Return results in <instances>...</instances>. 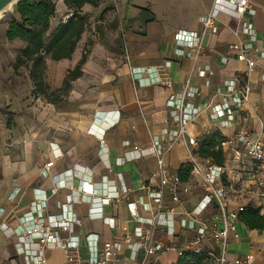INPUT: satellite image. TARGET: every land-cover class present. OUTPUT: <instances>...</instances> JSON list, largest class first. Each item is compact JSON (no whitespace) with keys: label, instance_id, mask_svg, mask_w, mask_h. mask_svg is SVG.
<instances>
[{"label":"crops","instance_id":"crops-1","mask_svg":"<svg viewBox=\"0 0 264 264\" xmlns=\"http://www.w3.org/2000/svg\"><path fill=\"white\" fill-rule=\"evenodd\" d=\"M212 2L194 0L193 9L185 18L163 24L158 11L151 9L150 15L147 6L136 7L134 2L126 1L116 28H106L103 33L105 40L91 35L94 44L82 65V74L71 82L63 100L50 103L43 96L34 95L31 82L30 91L17 93L19 111L14 106L7 110L15 125L10 123L4 129L0 126V264H25L17 233L29 226L41 199L45 200L44 216L57 215L59 205L70 202L79 223L73 225L72 232H60V236L79 238L84 261L89 256L88 234L96 235V247L103 241H122L125 236L136 244L140 240L139 229L145 228L152 243L173 246L158 256V264L173 263L179 255L176 248L196 238L200 221L207 220L215 208L208 207L192 221L191 228L192 217L172 215L169 218L173 231L169 233L165 227H152L133 219L129 204H133L141 219L155 213L156 204L148 188L154 189L158 184L152 176L156 168L152 139L166 125L167 97L182 91L188 82L198 93L184 101L194 105L221 102L216 89L246 71L245 63L237 61L233 53L227 54L226 49L228 42L245 39L236 17L220 10L215 20L217 31L201 34L199 17L212 8ZM250 2L257 45L264 47V0ZM56 9L67 11L62 0H58ZM178 30L193 31L201 37L199 55L187 56V49L175 42ZM86 40L84 31L69 58L46 60V81L51 90L61 86L66 72L79 60ZM177 48L185 54L177 55ZM225 54L228 60L222 62ZM204 68L205 76H198L197 71ZM250 85L248 101L235 118L264 143V97L258 70L250 74ZM234 131V127L215 128L207 110L189 125L190 134L198 141L216 132L229 138ZM185 156L184 144L174 142L168 153L169 170L177 173L178 167L186 163ZM228 164L240 175L227 197L230 209L243 203L254 185L247 161L232 159ZM185 185L188 189L184 191L182 186L177 197L191 210L204 189L193 175ZM252 201L256 202V196ZM163 202L168 206L178 204L169 193H164ZM90 212L98 213L90 216ZM238 231L239 238L230 239L227 245L226 258L233 260L250 253L254 256L252 264H264V231L249 230L242 223ZM198 246L213 247V241L204 237ZM43 254L47 264H59L65 258L64 252L55 247L44 248ZM119 255L128 264L140 263L144 249L122 244Z\"/></svg>","mask_w":264,"mask_h":264},{"label":"built area","instance_id":"built-area-1","mask_svg":"<svg viewBox=\"0 0 264 264\" xmlns=\"http://www.w3.org/2000/svg\"><path fill=\"white\" fill-rule=\"evenodd\" d=\"M225 10L236 17L240 22V32L245 39L238 42H228L227 54L233 53L236 60L245 63L246 71L240 75H235L224 81L222 87L216 89V93L222 97L221 102H208L194 105L184 101L185 97H190L198 93V89L187 82L180 92L171 93L165 102L168 109V117L165 126L161 129L160 135L152 139V147L156 159V168L153 177H156L158 184L153 189L149 188V196L156 204L155 213L152 217L141 219L135 212L133 204H129L133 219L146 223L152 227H165L166 231L172 233L171 217L174 214L192 217V221L197 219L208 207L216 209L211 212L210 217L205 221H200L196 228V238L188 241L176 250L180 255L184 251H189L201 257L207 264H252L253 254H245L228 260L225 256L227 245L230 239H238L239 221L238 212L247 206H253L264 211V143L253 137L246 127L235 118L236 113L244 103L248 101L251 91L250 74L258 70L259 88L264 97V47L257 45V32L252 21L254 8L250 0H213L212 8L199 17L201 34L209 31L216 32L215 24L217 13ZM69 14L62 19L64 22ZM175 42L187 49L186 55H199L202 52L200 36L193 31L178 30L175 35ZM176 54L183 56L185 53L181 48L176 49ZM228 60L227 55H223L222 62ZM206 68L199 69L197 75L205 76ZM228 96V98H226ZM229 99V100H227ZM204 110L208 111L209 118L214 127H234L235 131L231 137H222L218 141L215 149H221L223 162L220 165L212 163L210 158H201L195 152L198 139L189 132V125ZM216 125V126H215ZM181 141L185 146L186 162L191 166V177H196L199 184L204 189L199 201L191 209L187 210L182 201L177 197L178 190L182 187L184 191L188 189L186 182L180 180L175 172H171L168 167V153L171 145ZM103 143V139H100ZM242 163L247 161V171L253 176L254 189L247 191L249 194L243 203L231 207L227 206V197L232 193V184L240 179L239 173L232 169L228 161ZM55 191V188H54ZM122 192L126 190L122 188ZM164 193H169L178 202L176 206H168L163 202ZM250 193H254L251 197ZM256 196V202L252 198ZM39 200V199H38ZM45 200L37 202L36 214L31 217L29 226L17 233L18 243L24 252L25 264H47L43 254L46 247L59 248L64 252L65 258L59 264H128L126 259L120 257L119 253L122 244L129 247L144 249V258L140 263L135 264H158L157 258L164 251L173 246H166L159 243H152L149 238V231L140 228L137 235L140 240L136 244L130 243V236H125L122 241H103L99 247L93 242L95 234L86 235L88 241L89 256L86 261L81 256L79 249V238L76 235L61 237L60 232H72L73 225L79 223L72 212L70 202L59 205L57 215H43ZM95 210V209H92ZM98 212H90V216ZM184 225L183 222H181ZM204 237L213 241V247L201 248L198 242ZM133 257V255H132Z\"/></svg>","mask_w":264,"mask_h":264},{"label":"trees","instance_id":"trees-1","mask_svg":"<svg viewBox=\"0 0 264 264\" xmlns=\"http://www.w3.org/2000/svg\"><path fill=\"white\" fill-rule=\"evenodd\" d=\"M69 17L62 20L52 29L50 20L56 12L54 0H21L15 4L14 15L5 29L7 40L18 39L23 45L15 56L14 69L23 66L33 87V94L43 96L48 102L56 103L63 100L70 89L71 82L81 76L82 65L85 62L94 42L87 39L82 53L75 66L68 70L59 88L51 90L46 81V60L58 61L69 58L74 52L81 35L84 33L88 19L82 12L84 5H92L94 0H62ZM126 19V17H125ZM8 117L6 126H10L12 113L2 111ZM222 137L218 132L207 135L198 142L195 152L201 158H210L212 163L220 165L223 162L221 149H215ZM191 166L186 162L177 169L181 181H188ZM239 223L249 230L264 231V211L253 206H247L238 212ZM171 264H207L201 257L189 251H184Z\"/></svg>","mask_w":264,"mask_h":264},{"label":"rangeland","instance_id":"rangeland-1","mask_svg":"<svg viewBox=\"0 0 264 264\" xmlns=\"http://www.w3.org/2000/svg\"><path fill=\"white\" fill-rule=\"evenodd\" d=\"M54 1L56 5L58 0ZM126 1L134 2L136 7L147 6L150 15H153L151 9L158 11L159 19L163 24H170L185 18L194 5V0H94L92 5H85L82 8V12L88 19L85 29L87 39H91L92 35L99 41L105 40L103 33L106 28H116ZM14 9L15 4L3 11L0 16V126L2 129L6 128L8 118L2 111H7L11 106L19 111L20 96L17 93L20 90L30 91V80L25 68L20 66L14 69L15 56L23 43L18 39L9 41L4 35L7 24L14 15ZM67 13L68 10L59 12L56 9L50 27L58 20L65 18ZM11 124L15 125V121L12 120Z\"/></svg>","mask_w":264,"mask_h":264},{"label":"water","instance_id":"water-1","mask_svg":"<svg viewBox=\"0 0 264 264\" xmlns=\"http://www.w3.org/2000/svg\"><path fill=\"white\" fill-rule=\"evenodd\" d=\"M19 1L21 0H0V16L3 11L18 3Z\"/></svg>","mask_w":264,"mask_h":264}]
</instances>
